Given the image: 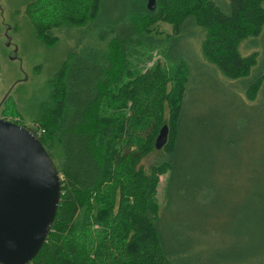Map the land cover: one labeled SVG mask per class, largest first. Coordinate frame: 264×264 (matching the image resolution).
<instances>
[{
    "label": "trees",
    "instance_id": "trees-1",
    "mask_svg": "<svg viewBox=\"0 0 264 264\" xmlns=\"http://www.w3.org/2000/svg\"><path fill=\"white\" fill-rule=\"evenodd\" d=\"M102 1L70 0V9L54 21L53 29L32 17L45 41L55 39L51 33L56 28L87 25L95 27V42L83 43L69 54L38 113L42 128L38 137L51 158L50 144L61 149L59 167L55 165L62 179L46 240L28 264H175L178 259L179 264H205L204 252L194 251L200 242L194 244L184 235L171 243L165 236L163 214L170 204L192 199L203 205L215 198L213 180L206 178L209 172L178 168L175 153L181 150L203 165L211 140L223 145L229 141L232 130L224 132L230 129V113L225 114V108H232L224 92L221 98L216 91L223 107L213 124L201 114H190L198 101H211L215 90L214 81L201 75L200 65L204 63L226 90L235 85L225 83L217 71L230 78L248 77L242 87L252 97L249 88L260 83L262 74L250 76L256 59L243 55L236 43L262 30L264 0H225L224 5L214 0H155L152 10L146 0H118L109 9L113 19L108 22L103 20ZM81 7L88 12L75 13ZM158 21L170 23L171 33L163 34L158 27L154 31ZM188 21L205 28L199 50L184 31ZM132 47L133 55L140 47L163 50L165 59L158 58L151 68H139L132 62ZM259 102L264 103V87ZM129 103L130 113L125 109ZM223 122L225 128L219 127ZM163 123L168 125L162 146L166 151L157 153L155 160L163 155L144 168L141 160L155 148ZM190 129L195 134L187 138ZM197 150L202 155L197 156ZM166 166L169 177L160 205L156 188ZM260 167L246 197L244 219L235 216L244 222L242 237L231 229L232 242L225 253L210 256L213 264L259 260L264 255V160ZM171 231L176 232L175 224Z\"/></svg>",
    "mask_w": 264,
    "mask_h": 264
},
{
    "label": "rangeland",
    "instance_id": "rangeland-1",
    "mask_svg": "<svg viewBox=\"0 0 264 264\" xmlns=\"http://www.w3.org/2000/svg\"><path fill=\"white\" fill-rule=\"evenodd\" d=\"M69 1L0 0V117L28 125L35 133L40 127L38 113L44 108L51 80L54 79L70 53L82 48L83 43L85 46L95 42V27L92 29L87 25L81 28H74V26L56 28L51 33L56 36L51 42L45 41L37 32L32 19L33 14L38 17L42 27H50V24L53 29L54 21L70 9ZM214 1L219 5L225 4V0ZM116 2L118 0L102 1V7L105 10L104 22L113 19L109 9L113 8ZM74 11L79 14L88 12L86 7ZM157 27L163 34L172 31V25L168 22L158 21L153 25V30L155 31ZM184 31L190 33L189 40H192L199 50L200 42L206 34L205 28L188 21ZM261 31L255 35H246L236 43L238 51L243 55L252 54L256 59L250 68L251 75H249L254 74L258 77L262 74L260 83L253 89L249 88L254 91L252 97L250 94L248 97L246 88L242 87L246 85L248 77L230 78L217 71L225 83L235 85L226 90L207 71L204 63L200 65L201 75L214 81L215 90L211 93V101L207 103L198 101L197 108L190 114L194 112L201 114L206 118L205 122L208 120L213 124L215 114L223 107L221 98L224 92L232 108V110L225 108V114L230 113L227 121L230 129L224 134L227 135L232 130L229 135V141L232 140V143L228 141L226 145H223L211 140L204 151L203 165L202 162H192L189 155L181 150L175 153L178 168L200 167L199 174L209 172L206 178L213 180L215 198L203 205H195L192 199L183 202L190 204L187 207L183 203L170 204L169 210L163 214L165 236L171 243L175 236L183 237L184 235L194 239V244L200 242L194 245V251L201 249L204 252L205 264H213L210 256L215 257V252L225 253L229 243L232 242L231 229L242 237L244 222H238L236 217L244 219V204L251 182L260 173V162L264 160V103L259 102V96L264 87V24ZM90 36L92 38H89ZM98 44L104 45V42L99 41ZM199 57L201 58L200 54ZM158 58L165 59L163 50L140 47L137 54L133 55L132 47L131 59L139 68H151L156 63L155 60H159ZM207 81L210 80L207 79ZM216 91L219 92L220 99L215 98ZM258 103L256 109L249 108ZM209 106L211 107L208 108ZM126 107L125 109L130 113V103ZM212 124H210V130L213 129ZM218 126L225 128V123ZM191 128L194 129L195 126ZM193 129L187 132V138L195 134ZM209 136L212 137V134L210 133ZM49 149L53 161L59 167L62 159L59 144H50ZM164 151L166 150L162 147L149 151L141 160L142 166L149 168L150 164L155 163L163 155H158V159L155 160L157 153H164ZM195 153L197 156L201 154L200 150ZM168 177L169 167L166 166L164 171L159 173L156 188L155 198L160 205L165 202ZM172 224L176 225L175 233L171 231ZM179 263H181L180 259L175 262V264ZM235 264H264V255L259 260L252 259Z\"/></svg>",
    "mask_w": 264,
    "mask_h": 264
},
{
    "label": "water",
    "instance_id": "water-1",
    "mask_svg": "<svg viewBox=\"0 0 264 264\" xmlns=\"http://www.w3.org/2000/svg\"><path fill=\"white\" fill-rule=\"evenodd\" d=\"M150 10L155 0H147ZM168 139L163 123L155 140ZM61 174L39 137L28 127L0 117V264H28L53 222Z\"/></svg>",
    "mask_w": 264,
    "mask_h": 264
},
{
    "label": "built area",
    "instance_id": "built-area-1",
    "mask_svg": "<svg viewBox=\"0 0 264 264\" xmlns=\"http://www.w3.org/2000/svg\"><path fill=\"white\" fill-rule=\"evenodd\" d=\"M41 131H42V128H41V129L39 128V129L37 130V133H35V132H34V133L38 136V135L41 133Z\"/></svg>",
    "mask_w": 264,
    "mask_h": 264
}]
</instances>
